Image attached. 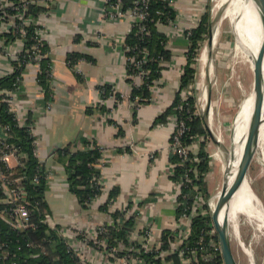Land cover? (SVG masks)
<instances>
[{
	"label": "crops",
	"instance_id": "obj_1",
	"mask_svg": "<svg viewBox=\"0 0 264 264\" xmlns=\"http://www.w3.org/2000/svg\"><path fill=\"white\" fill-rule=\"evenodd\" d=\"M33 3L43 7L35 17L42 27L46 60L23 67L17 99L19 112L30 113L34 120L37 157L48 171L44 210L49 223L63 231L81 229L90 235L99 224L111 225V213L119 211L116 223L132 218L130 241H146L151 254L159 256L158 264L161 260L164 264H181L173 250L176 244L171 242L169 248H164L161 243L163 231H171L178 238L182 227L176 215L180 185L173 178L178 161L169 149L174 129L172 113L164 121L158 120L184 87L192 90L196 57L188 59L190 42L186 32L197 26L209 0L170 1L176 14L174 22L156 24L157 31L166 37L168 57L160 61L159 78L150 86V97L144 103H138L136 96L131 98L132 84L126 79L122 45L131 30V18H105L106 0ZM6 41L5 37L0 38V45H9L8 49L13 50L22 48L18 40ZM77 59L76 64L67 63ZM189 60H193L191 66L195 69L193 79L181 87V76ZM13 64L10 57L0 53V78L13 72ZM43 69L44 81L40 83L37 77L43 75ZM134 83L142 84L139 79ZM103 89H114L118 96L122 95V101L114 104ZM195 104L193 115L200 117L205 132L195 135L187 145L194 154L202 149L208 155L204 181L210 194L209 184L223 173L224 149L220 138H216L221 130L215 128L218 123L211 105L206 112L198 113ZM225 116L221 114L219 119L224 120ZM3 134L0 126V135ZM85 141L88 148L95 144L102 152L96 165L101 171L102 194L87 208L81 207L70 191L59 153L65 147L71 151L83 149ZM8 164L14 167L17 161L10 157ZM108 196L112 204L105 211L100 206ZM122 209L128 213L124 215ZM147 228L150 232L145 240ZM83 244L73 242V247H82L84 256L96 259L97 252ZM95 262L117 264L107 258Z\"/></svg>",
	"mask_w": 264,
	"mask_h": 264
},
{
	"label": "trees",
	"instance_id": "obj_2",
	"mask_svg": "<svg viewBox=\"0 0 264 264\" xmlns=\"http://www.w3.org/2000/svg\"><path fill=\"white\" fill-rule=\"evenodd\" d=\"M14 3H19L20 0H9ZM114 0H110L109 3ZM124 10L130 9L135 6V2L139 0H122ZM171 0H149L147 4V11L149 17L142 21L145 24L147 34L140 35L138 33V24L135 22L129 33L125 37V44L131 48H134L137 52L142 48H146L149 52L148 61L143 65V68L147 71V75L143 79L141 85L136 86L133 84L131 78L126 77L129 83L132 84L131 98L135 96L138 98V103L147 102V97H150V86L160 75V61L168 57L165 50L166 37L162 33H159L156 29V24H167L175 19V11L170 5ZM43 7L36 3H30L27 5V12L32 13L35 17L38 10ZM6 13H12L11 7H4ZM211 28L209 5L206 6V10L202 14L199 23L196 27L186 32L189 38L188 59H192L198 55L199 46L209 36ZM32 27H27L25 46H29L32 40ZM6 42L15 39L16 34L12 32L0 34V38H4ZM44 43V42H43ZM43 51H45V44H43ZM46 59L41 60L44 62ZM193 61V60H192ZM192 61L186 64L183 74L181 76V87L187 85L189 81H192L193 74L195 72L192 67ZM14 66L16 63L14 62ZM15 70L0 78V91L3 89H12L15 74L23 70V67L14 68ZM39 75L37 80L42 83L44 77ZM134 71L133 68H127V73L131 74ZM0 95V125L9 126L8 137L6 142L15 145L19 149V153H23L25 158L20 159L19 163L14 167H8L3 163H0L1 169L5 176V181L8 187H16L18 184L23 186L26 191L25 200L22 202L25 207L28 216V225L26 227L16 228L9 222V209L13 207V204L0 203V264H78L77 258L72 252L68 251L67 245L63 237L60 235V227H50L44 220L45 215H48L44 208V191L47 186V178L45 177L44 164L33 155V141L34 136L30 133L29 125L31 124V117L28 116L25 125L20 126L8 112L7 104L1 100ZM179 94L176 95L175 100L171 107L159 118L158 121H164L166 115L173 113L174 107L180 102ZM195 100L192 95L188 98V104L182 113V117L185 119L189 126V131L183 136V141L189 143L193 140L194 136L205 132L202 127L200 117L193 115L195 110ZM84 148L75 151L69 150L67 147L61 148L59 153L61 154V161L64 165V169L67 176L68 186L70 191L76 196L79 204L83 208H87L89 201L95 194L100 193V185L97 181L101 177V171L96 166L99 159L102 156L101 149L93 144L92 148H88V142H84ZM196 155L199 160L196 162L188 161L184 165L177 164L175 166L176 180H179L186 167H193V185L197 187V190L201 195V203L199 206H194V195L196 191L189 184L187 186H180V192L178 194V206L176 215L179 216L183 211L191 212L195 211L197 214L192 216L190 235L182 240L181 246L193 247L198 240L199 230L204 225L205 221L211 220L209 198L210 194L207 190L206 182L204 181V175L208 170L209 158L205 151L202 149L198 153L190 154ZM176 156V155H175ZM177 161L178 157L176 156ZM38 175V181L33 182L35 175ZM17 180L18 182H16ZM2 188L0 187V198L4 197ZM185 195V197H182ZM112 203V198L107 197L100 208L107 211L108 204ZM184 208H187L184 210ZM119 211L111 213L113 223L106 226L105 236L108 238L111 246L118 247V243H122L123 246L129 244V235L131 227H133V221L131 217H127L124 223H116V219ZM174 240L173 233L165 230L161 234V243L164 248H169V245ZM133 243L140 247L136 241ZM179 245V246H180ZM220 254V252H219ZM174 257V255H171ZM158 262L159 259L152 260ZM218 264H223L221 255L217 259Z\"/></svg>",
	"mask_w": 264,
	"mask_h": 264
},
{
	"label": "built area",
	"instance_id": "obj_3",
	"mask_svg": "<svg viewBox=\"0 0 264 264\" xmlns=\"http://www.w3.org/2000/svg\"><path fill=\"white\" fill-rule=\"evenodd\" d=\"M35 0H20L19 3H14L9 0H0V34L12 32L16 34L15 40H18L22 48L20 50L17 49H8L7 47L0 45V53L10 57V59L16 63L13 65L14 68L25 67L26 65L35 64L38 65L40 61L46 57V52L43 51V39H42V27L41 24L37 21L36 17L33 14L27 12V5L33 3ZM45 3H51L55 0H43ZM110 0H106L105 7L103 9V16L105 18L117 19L127 15L132 19L131 27L135 22H139L138 33L140 35L147 34L146 26L142 21L146 20L149 17V13L147 11V4L149 0H139L135 2V6L130 9L124 10L123 1L122 0H114L109 3ZM4 7H11L12 13H6ZM174 22V21H172ZM170 22V23H172ZM32 27V42L29 46H25L26 42V34L27 27ZM122 49L125 55V68H126V77L131 78L134 82L139 79L141 83L143 79L147 75V71L143 68V65L148 61L149 52L146 48H142L135 51L134 48H131L123 42ZM79 59L75 61H67L68 64H76ZM133 68L134 71L131 74L127 73V68ZM50 66H48V69ZM22 71L15 74V80L12 89H3L0 91L1 100L4 101L8 106V112L12 115V118L20 125H25L26 119L30 116L28 112H19V102H18V91L20 84L22 82ZM103 93L108 94L110 98H112L114 104H118L122 101V95H117L114 89L104 90ZM191 95L189 88L187 86L181 90L179 95V103L174 107V112L171 114L173 131L170 135V143L169 149L172 154L178 157V164L184 165L188 161L197 162L199 158L196 155H190L191 151L187 145L183 141V136L189 131V126L187 125L185 119L182 117L183 110L185 105L188 104V98ZM50 104L46 105L48 109ZM31 117V116H30ZM1 126V125H0ZM34 120L31 118V124L29 125L30 133L35 137L33 141V155L37 157V140L36 136L33 133ZM3 130V135H0V163L9 166L8 159L10 157L15 158L17 164L20 159L25 158L23 153H19V149L8 142L6 139L8 137L9 126H1ZM38 158V157H37ZM39 159V158H38ZM45 169V177L48 180V171ZM193 167H186L184 172L179 179L180 186L191 185L192 188L196 191L197 187L193 185L194 177H193ZM18 182L17 180H15ZM38 181V175L36 174L33 178V182L36 183ZM97 184L100 185V193L94 195L88 203L89 205L93 202V200L97 199L102 194V184L101 177L97 181ZM0 187L5 194L4 197L0 198V203H9L13 204V207L9 209V222L12 226L16 228L26 227L28 225V216L23 206L22 202L25 200L26 191L21 185H17L16 187H8V184L5 181L4 173L0 166ZM182 197H185L183 195ZM106 202V201H105ZM201 203V195L198 191H196L194 195V206H199ZM112 203L108 204V207L111 206ZM210 205V202H209ZM211 207V206H210ZM187 208H184L186 210ZM121 212H125L127 214L126 209H122ZM195 211L185 212L179 215L177 218L178 223L182 227L180 235L178 238H174L172 244L174 245V251L177 253L181 264H218L217 259L219 257V242L217 238V233L213 226L211 220L205 221L204 225L199 230L198 240L196 245L193 247L181 246L182 240L186 239L190 235L191 228V220L192 216L196 215ZM49 216L45 215V222L50 227H55L56 225H51L49 223ZM124 220L126 218H123ZM121 218V220H123ZM106 226L107 224H99L96 226L94 232L90 235L81 229L76 230H61L60 235L66 242L68 251L72 252L73 255L77 258L78 264H97L95 261L102 258H107L112 261H115L117 264H158L152 260L158 259L159 256L152 255L151 251L147 249L146 241L145 243H141L140 247H137L133 241H130L126 246H111L109 244L108 238L105 236L106 234ZM149 228L144 229L145 240L149 238ZM81 242L85 245H90L96 252L98 257L92 260L91 258H87V256L83 255L82 247H78V249L73 247V242ZM83 244V245H84ZM180 245V246H179ZM1 246V242H0ZM159 264H164L163 261Z\"/></svg>",
	"mask_w": 264,
	"mask_h": 264
},
{
	"label": "rangeland",
	"instance_id": "obj_4",
	"mask_svg": "<svg viewBox=\"0 0 264 264\" xmlns=\"http://www.w3.org/2000/svg\"><path fill=\"white\" fill-rule=\"evenodd\" d=\"M226 5L227 0H209L210 34L199 46L195 62L196 74L192 90H190L195 97L198 113L206 112L209 104L211 105L213 116L218 123L215 128L221 130L217 132V135L223 139L221 141L222 149H224L223 173L218 174L220 178L216 177L209 184L210 206L222 186L224 169L229 160V150H233L234 118L250 96L247 92L251 87L254 71L248 61H244L242 55L236 54V35L232 30L231 22L223 17ZM221 114L226 115L224 120L219 119ZM246 179L264 206V156L259 146L249 166ZM246 217L238 213L235 220L228 221L233 255L237 264H249L250 257L254 264H263L264 227L257 220Z\"/></svg>",
	"mask_w": 264,
	"mask_h": 264
},
{
	"label": "bare ground",
	"instance_id": "obj_5",
	"mask_svg": "<svg viewBox=\"0 0 264 264\" xmlns=\"http://www.w3.org/2000/svg\"><path fill=\"white\" fill-rule=\"evenodd\" d=\"M223 17L231 22L233 27L232 30H234L236 35V54L242 55L244 61H248L250 67L254 68V70L263 62L264 75V20L256 0H227ZM251 29H253L252 32ZM256 103L259 110H261L262 116L258 142L264 156V78L257 93ZM252 107L253 94H250L234 118L232 129L233 150H229V160L224 169V175L226 176L228 183L233 180L239 158L252 136V131L249 126ZM218 137L220 138H217L219 142L223 141L220 136ZM216 197L212 200L211 206L214 205ZM225 209L226 206L221 209L220 218L224 214ZM238 213L257 220L260 225L264 227V206L259 197L251 189L246 177L230 201L229 209L227 211V220H235ZM249 264H254L251 257L249 259Z\"/></svg>",
	"mask_w": 264,
	"mask_h": 264
},
{
	"label": "water",
	"instance_id": "obj_6",
	"mask_svg": "<svg viewBox=\"0 0 264 264\" xmlns=\"http://www.w3.org/2000/svg\"><path fill=\"white\" fill-rule=\"evenodd\" d=\"M256 2L261 10V14L264 20V0H256ZM263 78L264 75H263V62H262L253 71V80L248 92V95L253 94V107L249 119V126L252 131V136L239 158L233 180L230 183H228L226 180V176L224 175L222 186L217 194L215 203L213 206L210 207L211 208L210 218L217 233L219 250L223 260V264H237L235 257L233 255L230 237H229L227 211L229 209L231 199L233 198L235 192L241 185L244 178L247 176L249 166L255 155L256 149L259 146L258 141H259L260 127L262 123V116H261V110H259L256 103V97L262 85ZM224 206H226V209L224 214L220 218L219 217L220 212Z\"/></svg>",
	"mask_w": 264,
	"mask_h": 264
}]
</instances>
